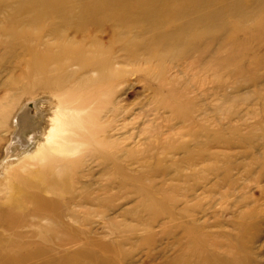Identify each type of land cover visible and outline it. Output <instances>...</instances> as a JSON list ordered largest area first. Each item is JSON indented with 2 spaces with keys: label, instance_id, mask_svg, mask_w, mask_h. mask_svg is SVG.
Here are the masks:
<instances>
[{
  "label": "bare ground",
  "instance_id": "6f19581e",
  "mask_svg": "<svg viewBox=\"0 0 264 264\" xmlns=\"http://www.w3.org/2000/svg\"><path fill=\"white\" fill-rule=\"evenodd\" d=\"M131 77L143 82L139 96L153 99L140 110L136 136L123 132L136 114L124 98ZM207 83L212 89L201 94L216 101L199 107L196 85ZM255 101L264 105V0H0V149L24 106L15 118L17 146L0 159V264H134L131 254L115 257L129 238L118 247L99 236L100 223L121 228L114 199L128 205L139 195L141 206H164L159 194L195 179V117L217 114L216 138L255 118L257 109L241 113ZM156 154L158 168L144 161L137 172L148 180L143 189L142 174L122 158L131 166ZM120 174L136 185L128 194ZM185 190V199L164 207L192 214L187 223L195 226L200 219L182 206L195 198V185ZM157 219L141 215L137 225L155 228ZM250 243L241 245L243 257L228 251L204 259L201 251L196 263L189 243L179 250L188 261L175 263L261 264ZM162 252L151 248L145 264Z\"/></svg>",
  "mask_w": 264,
  "mask_h": 264
},
{
  "label": "rangeland",
  "instance_id": "374dc122",
  "mask_svg": "<svg viewBox=\"0 0 264 264\" xmlns=\"http://www.w3.org/2000/svg\"><path fill=\"white\" fill-rule=\"evenodd\" d=\"M238 69L237 67L232 68L233 71H237ZM204 74L205 73L196 75L199 81L202 80ZM207 74V76L205 75L207 78L212 76L211 73ZM207 84H203L201 87L202 89H199L202 84L196 85V93L199 98L197 100V105L199 107L210 106L216 101L213 94L208 96L201 94L204 89H212V84ZM123 86L127 88V94L124 98L126 97V99L129 100L133 112L136 113L131 117V122L128 125L129 129H125L123 132L127 134L132 132L134 136H136L139 133V129L135 126H139L143 121L142 115L139 114L140 110L144 107L146 112H148L149 109H151L150 107H153L152 94L146 92L140 95V97L138 90L143 86V82L137 83L135 77H131L130 83ZM26 102L27 101L24 99L23 104ZM142 103L143 105H141ZM22 107L24 106L22 105L13 115L12 125L10 124L9 128H11L10 130H14L9 132L8 139L4 141L1 146L0 159L2 160L6 158V151L8 149L11 150L12 146H17L14 140L15 133L17 132H15L17 126L15 118L17 114L21 112ZM249 111H251V113L256 111V117L247 119V122H238V126H240L238 130H225L216 138H212L210 133L219 128L217 124H214V118L217 114L210 113L209 116L200 115L198 118L195 117V179L174 182L176 185H182L181 187L184 188V190H177L165 196L164 194L158 195L163 199L164 206L166 205L167 207L170 198L185 199L182 195L189 192L185 190V188L194 184L195 198H187L188 203L183 200L182 206L186 207L187 205L190 209V213H195V221L200 219V222H196L197 224L199 223V225L195 224V226H193L187 223L191 221L192 214H188L187 212L180 213L177 210L174 213V211L166 209L163 203L157 204V202H152L150 205L141 206L138 202L139 195L137 197L133 196V199H137L134 200V202H130L128 205L124 204L126 202L124 200L114 199V203L119 204V207H117V210L113 213L117 217V222L121 224V228H118L115 223H100L99 236L105 241L113 242V244L118 247L123 237L129 238L125 243H121L120 247L115 250L116 261H121L122 253L124 252L131 254L132 258H134V264H145V259L151 248L163 247L165 248V252L157 254L156 258L151 261V264H176L175 260L177 259H179L180 263H186L188 257L184 256V260H180L181 255L179 250L189 243L191 244V250L195 251V263L201 251L204 252L203 255H201V258L204 259L207 257L211 258L213 252L226 254L228 251L236 253L238 257H243L244 252L241 245L245 242L251 245L250 242H254V256L258 257L260 253L262 259L261 264H264V105L261 102L257 104L255 101L250 105L245 104L242 106V116ZM260 121L262 123L258 126V129L251 131L248 125ZM30 135L31 131H27V136L29 137ZM227 141L235 142L225 147L224 143ZM21 152V146L16 148L13 151V153L16 154L13 158L18 157ZM159 157L160 156L157 154L152 158L149 156L143 158L140 163H133L131 166L128 162H125L127 161L125 158H122V164L124 168L131 171L134 170L137 174L144 164V161H147L152 168H158L160 163ZM214 167H218V170L214 169ZM141 174L142 173H138L137 175ZM123 177L122 174H120L119 180L122 179L121 182L127 180L126 183H128V185L124 190L126 194H128L135 189L136 185L131 187L129 184V177ZM147 181L144 174H142V181L138 182V186L146 189L145 185ZM129 185L132 189H130ZM200 187L201 189H199ZM197 188L199 189L198 191L196 190ZM116 192L117 191H115V193ZM125 192L119 191L116 194L123 195ZM120 207L123 208L121 209ZM173 213L174 215L180 213V215L177 218L174 217V220H176L175 222H169L167 218ZM141 215L144 217L151 215L154 219L158 218L156 227L144 229L142 226H138L137 222L138 219L141 218ZM258 221L259 224L257 223ZM137 227H139V229ZM114 229H117V232H115ZM109 230L112 231L114 235L110 233ZM173 236L179 238L178 242L175 241L176 238H173ZM199 241H205V246H201ZM254 256L252 257L254 258ZM97 259L103 261L109 260V258L104 256H97ZM241 262L242 264H248V262H244V260ZM207 264L220 263L215 259H211Z\"/></svg>",
  "mask_w": 264,
  "mask_h": 264
}]
</instances>
